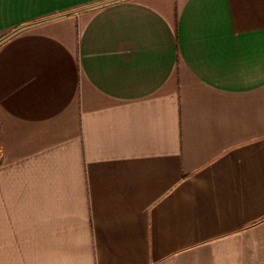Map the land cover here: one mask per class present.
<instances>
[{"label": "crops", "instance_id": "obj_1", "mask_svg": "<svg viewBox=\"0 0 264 264\" xmlns=\"http://www.w3.org/2000/svg\"><path fill=\"white\" fill-rule=\"evenodd\" d=\"M0 264H264V0H0Z\"/></svg>", "mask_w": 264, "mask_h": 264}]
</instances>
